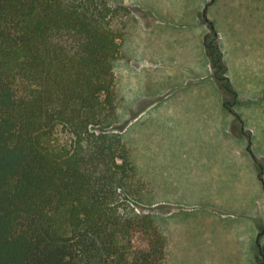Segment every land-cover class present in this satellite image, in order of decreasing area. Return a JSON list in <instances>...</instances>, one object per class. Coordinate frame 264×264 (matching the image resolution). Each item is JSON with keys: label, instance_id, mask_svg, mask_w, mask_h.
Here are the masks:
<instances>
[{"label": "trees", "instance_id": "trees-1", "mask_svg": "<svg viewBox=\"0 0 264 264\" xmlns=\"http://www.w3.org/2000/svg\"><path fill=\"white\" fill-rule=\"evenodd\" d=\"M129 11L123 0H0V264L165 260L166 236L139 209L144 188L115 128L125 36L115 21ZM210 27L213 75L236 101Z\"/></svg>", "mask_w": 264, "mask_h": 264}, {"label": "rangeland", "instance_id": "rangeland-1", "mask_svg": "<svg viewBox=\"0 0 264 264\" xmlns=\"http://www.w3.org/2000/svg\"><path fill=\"white\" fill-rule=\"evenodd\" d=\"M123 2L130 11L115 21L125 32L115 128L132 120L124 140L137 135L132 159L147 189L139 209L166 236L162 264H264V0ZM211 24L234 89L253 99L237 106L227 95V105L244 108L251 146L213 122L223 103L208 66ZM240 127L235 117L233 131L244 135Z\"/></svg>", "mask_w": 264, "mask_h": 264}, {"label": "crops", "instance_id": "crops-1", "mask_svg": "<svg viewBox=\"0 0 264 264\" xmlns=\"http://www.w3.org/2000/svg\"><path fill=\"white\" fill-rule=\"evenodd\" d=\"M215 0H212V2H214ZM211 2V3H212ZM211 3H209V5L211 4ZM209 5H207V7L209 6ZM205 11V10H204ZM208 18V17H207ZM142 24H145V20H144V23H142ZM139 25H140V23H139ZM145 26V25H144ZM141 28H143V26H140ZM144 29V28H143ZM223 50V55L225 54V52H226V49L225 48H223L222 49ZM207 54H208V51H207ZM226 62V61H225ZM208 66H209V70H211L212 71V75H213V68H212V64H211V60H209V63H208ZM228 74L230 75V72H229V66H228ZM214 76V75H213ZM214 82H215V85H217L219 88V90H220V92H221V94H222V103H223V106L222 107H220V108H216L215 109V111H214V114L215 113H217V112H219V110H220V112H221V116H217V115H214V118H213V122H215V123H219L220 125H221V127H223V128H225L226 130H227V132L228 133H230L231 134V136H233V137H235V138H244V139H246L247 141H249V143H250V146H251V143H252V135H253V130L247 125V118H244L243 116H242V114H241V111H244L243 109L244 108H242V107H240V108H242V110L240 109V108H237V106H238V104L239 103H237V102H239V101H242V100H246V101H248V100H253V99H251V98H247V96L243 93V94H241V93H239L237 90H236V92H237V100H236V103H235V105L237 104V106L235 107V105L234 106H231V105H227L226 104V100L227 99H229L228 97H227V94H225V92H224V90L220 87V85H219V83L217 82V80H216V78H215V76H214ZM217 83V84H216ZM216 88V87H215ZM217 89V88H216ZM262 89V88H261ZM263 91H264V87H263ZM201 93H203V89L201 90ZM253 94L256 96V95H259V98L261 97H263V93H257V92H253ZM248 103V102H247ZM246 103V104H247ZM234 107V108H233ZM246 109V111L245 112H247V108H245ZM224 110V111H223ZM204 112H203V120H206L208 117L209 118H211V115H208L209 113H211V110H209V109H205V110H203ZM210 111V112H209ZM209 112V113H208ZM228 112H229V115H228ZM233 112H237L240 116H241V118H242V125H243V127H244V129L246 130V131H248V132H250V138L248 137V135H240V134H237V133H235L234 131H233V123H234V120H235V114L233 113ZM134 118H137V116H135ZM133 118V119H134ZM119 119H120V116H119ZM208 122H210V121H208ZM132 123V120H126V122H125V124L123 125V127L120 129V131H121V133H122V136H123V138H124V134L126 133V132H128L129 131V129L131 128V126H130V124ZM147 135V134H146ZM137 135H135V134H131V135H128L127 136V139L129 138V142H131L132 140H134V138L133 137H136ZM129 142L127 143L128 145H129V147H130V150H131V156H132V158H133V155H132V153H133V149L131 148V146L130 145H132V146H137V142L135 143V142H131L130 144H129ZM146 142H147V139L144 141V145L146 144ZM134 162V161H133ZM135 164V163H134ZM136 165V164H135ZM136 168H137V166H136ZM138 169V168H137ZM137 173H138V170H137ZM143 179H144V181L150 186V189L152 188V181H151V179H149L147 176H143L142 177ZM144 191H147V189H145V190H143V193H144ZM159 203H163V204H166V205H171L172 203H170V202H168V201H161V202H159Z\"/></svg>", "mask_w": 264, "mask_h": 264}]
</instances>
